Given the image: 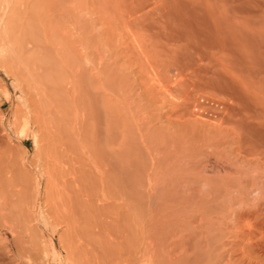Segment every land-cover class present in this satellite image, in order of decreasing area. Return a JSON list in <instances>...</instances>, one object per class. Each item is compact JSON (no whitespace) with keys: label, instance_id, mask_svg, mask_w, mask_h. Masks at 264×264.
<instances>
[{"label":"bare ground","instance_id":"6f19581e","mask_svg":"<svg viewBox=\"0 0 264 264\" xmlns=\"http://www.w3.org/2000/svg\"><path fill=\"white\" fill-rule=\"evenodd\" d=\"M32 1H37V4L25 6L26 3H23L22 9H25L20 8L21 11L18 7L19 0L17 7L13 5L11 16L5 19L4 26L0 24V41L3 43L5 59L9 62L7 64L17 70L18 76H22L32 90V101L28 103L32 108L29 113L34 117L35 123L39 124L41 130H46V125L49 122L52 124V120L58 117L56 112L60 113V119L55 121L57 125H53L55 130L52 131L53 127L50 125L48 129L51 131L46 130V136H49L47 140L58 142V145L52 143L51 146L55 155H47L51 164L48 172L53 174L51 177L56 181L53 185L55 195H51L54 197L51 213L53 216L55 212V221L57 215L59 222H56L66 224V233H70L69 237L72 238L67 243L71 245L70 248L67 247L70 249L67 250L70 254L68 263L264 264V0H104L107 6L105 9L110 14L108 22L119 21L118 28L121 29L119 25L127 27L128 33L124 29V36L130 34L131 37L123 38L125 41L132 40L133 47L125 45L124 41L123 45L130 47L124 49H132L138 55L137 59V55L131 53L134 58L129 55V60H140L139 68L134 72L138 71L140 81L144 80L142 86L146 89L142 88L146 90L147 96L155 99V102L161 100L159 97L162 94L172 96L170 103L178 108L170 107L171 110L178 111L173 114H177L178 118L167 116L178 119L173 122V127H165L166 131L165 128L154 129H159L158 132L151 130L154 128L151 127L154 137L160 136L159 139L149 138L158 143L148 141L152 144L147 148L150 152V157L146 156L148 159L139 150L140 147L134 148V151L139 150L140 153L132 151L131 141L128 144L122 142L119 149L116 147V151L113 143L118 140H115L116 136L121 135L114 134L115 131L112 133V123V128L109 125L107 127V137L111 138V142L107 144L102 143L100 130L97 128L96 103L99 95L97 90L100 89H97V84L95 86L94 78L99 82L101 72L106 74L102 75L105 78H102L104 84L109 81L111 87L118 90L117 96L119 93L120 97L130 99V102L133 93L140 86L135 88L132 84L125 88L129 83L120 86L124 81L119 73L123 67L120 66L116 72V67H112L111 62L121 54L120 51L115 52L117 46L115 54L110 48L108 51L104 48L105 52L102 53L104 50L101 51L100 48L95 17L92 18V23L89 18L82 20L86 15L83 18L81 13V16L78 13L70 15L62 12L65 7H60L62 13L56 15L58 18L52 16L50 21L47 17L51 16L43 13L47 10L46 5L44 4L46 9L43 7L41 11L39 0ZM93 2L96 3L95 0ZM114 25L111 33L116 29ZM50 30L55 34L54 37L59 35L61 38L57 37L61 40V48L59 46L60 52L57 48L58 52L52 54L53 57L56 56L53 60L57 59L56 62L67 70L72 65L71 61L78 65L84 59L90 63L87 67L91 68L84 71L83 69H88L82 66L88 64L85 62L79 64L82 66L79 70L84 67L82 70L85 74L87 71L91 74L90 69L95 72L89 78L92 83L94 81V84L90 83V89L94 93H87L84 85V96H88L83 101L80 100V106L78 98L83 90L80 92L76 86L79 85L77 82L84 79L85 74L80 71L79 75L72 73V69H76L74 63V68L71 66L67 70L71 71H66L67 81L70 80L66 83L71 86L68 91L65 89V80L64 86L55 83L58 78L57 69H60L55 62L56 72L54 68L49 74H46L45 67L40 70L45 72L41 73L36 69L40 76L44 73L48 76L44 79L45 76L42 75L43 80L39 79L38 74L32 73L33 63L38 64L41 58L38 52H43L41 47L50 42L44 40H51L47 37L51 34ZM115 32L111 37L114 38ZM161 39L162 44L159 42ZM37 40L42 44L41 47ZM35 44L40 51H34ZM43 48L46 49L44 46ZM124 49L121 51L124 52ZM52 55L50 54L51 57ZM123 56L118 57L116 65ZM48 63L44 66L51 69ZM124 69L122 73L126 71ZM51 72L57 75H50ZM131 72L126 73L127 76L130 80L136 79L131 77ZM74 75L82 77L77 81L79 78L76 80ZM47 78L49 82L55 79V86H51L53 82L46 84ZM74 82L78 85L74 86ZM93 86L96 87L94 90ZM58 87H63L68 97L59 96L61 89ZM111 87L108 89L113 92ZM81 96L83 98L82 94ZM194 97L198 99L195 100ZM62 103L67 110L62 107ZM149 103L147 109L151 105ZM145 104L147 105L144 103L141 107L144 108ZM62 110L65 111L64 116H61ZM47 114L52 118L55 116L54 119L50 118L48 122ZM157 116L156 114L155 117ZM115 123H119L120 127L121 121ZM146 126L149 128L148 124ZM160 129H164L163 132ZM127 131L129 133L131 129ZM111 134L113 138L115 135L114 139ZM138 145L141 146L140 143ZM141 152L144 158L141 157ZM118 174L123 175L122 181L117 178ZM3 190L0 178V226L1 223L5 225L7 219L13 218L5 208L7 203ZM121 207L125 208V213ZM122 213L126 214L124 218ZM122 219L126 222L123 223ZM17 232V229L13 230L14 237ZM19 237L16 240L20 241ZM20 242L17 247L22 246L23 242ZM0 244L3 242L0 241ZM24 246L26 245L15 250L20 252L24 249L25 252ZM2 249L0 248V264H7ZM24 252L22 251L26 254ZM21 259H24V255Z\"/></svg>","mask_w":264,"mask_h":264},{"label":"rangeland","instance_id":"374dc122","mask_svg":"<svg viewBox=\"0 0 264 264\" xmlns=\"http://www.w3.org/2000/svg\"><path fill=\"white\" fill-rule=\"evenodd\" d=\"M31 1L32 0H27V1L26 0H19V5H18V0H0V24L2 26H4V24L6 23L5 19L7 20V17L9 18L11 16L10 11L13 8V5H16V7L18 5L19 10H20V8L22 9L24 7V5L25 6H27V5L30 6V5H33V4L35 5V3L37 4V1L34 2V3H32L33 1L32 2ZM64 1L62 2V0H48V1L43 0V2H42V0H39L38 4H40L41 7H42L41 11H43V9H44L43 7H45V5H46L47 10H44L43 13L45 12V14L47 13V15L49 14V16H51V17H47L48 20L50 18V21H51L52 16L54 17L57 14L60 15L62 12L68 13L70 15H73V13H75V14L81 13L82 16L79 14L81 16V18H83L86 15L85 16L86 18L84 17V19H82V20H85V19L89 18L88 19L89 22H92V21L94 22V19L96 18V20H97V18H98V20H97L98 22L95 20L96 33H97V36L99 37V42H100L99 44H101V47H100L102 49L101 51L104 50L102 53L105 52V49H106V51H108L109 48H110V50L111 49L113 50L112 53H114V54H115V52L117 53L118 51H120V53L122 54V55L120 54V56H123L125 53H127L126 55L123 56L125 59H123V57H122V59H120L121 60L120 63H119L120 65L119 64L118 65L115 64V61H118L119 58H121L120 56H118L119 58L117 57V60H115V59L111 60L112 67H114V68L116 67L115 68L116 72H117V69L119 71V67L120 66H121V68L123 67V69L125 68L124 71L126 70L125 72L122 73L123 69H120L119 73L121 75V78L124 79V81H122L120 83V86L121 85L124 86L125 83L126 84L127 83H129V84L131 83V85L128 84V85H125L124 87L126 88L127 86H132V84H133L134 87L136 88L137 85L138 86L140 85L138 87V88H140V90H138V88L136 89L137 92L133 93L134 97L133 96H132L133 98L131 97V102H130V99H124V98L120 97L119 93H118V96L120 98H118L117 92H116L118 90H115L116 87H114V89H113L111 87L112 85H110V83H108L109 81L106 82V84H104L105 81L102 79V78H104V77H102V75L105 76L106 74L104 75L101 72V75H100V78H99V82H97V78H94V79H96L95 86L97 84V87L99 86L97 89H100V91H101L100 92L99 90H97L99 95L97 96L98 100H97V103H96V108H97L96 110H97V117H98V119H97V128L100 130V131L99 130L98 131L101 134L100 136H101L102 143L103 142L105 144L109 143V141H110L109 139H111V138H109V136L107 137V127H108V125L111 127V123H112L113 124L112 125L113 128L111 127L113 129L112 133L115 131L114 134H116L118 136L121 135L119 137L116 136L115 140H117V139L118 140L116 142L114 141V143H113V147L115 148V150L117 151L120 148L119 146H120V144H122V142H125L126 144H128L131 141L130 142V146L132 145L133 148H131L132 146L130 148L133 149L132 151L136 152V153L137 152L140 153V151L142 150V152L145 153L144 157L146 159H148V157H146V156L150 157V152H149V149H147V148L149 147V144H151L148 141H152V140H149V138L152 139L154 137V135H155V134H153L154 131L155 132L159 131V129H158V131H156L157 130L156 128H165V127L168 128L171 125H172L171 127H173L175 125V123H173V122H177V120H178L177 119L178 115L177 114L173 115L174 112H178V111L171 110V108H170V107H173L172 103H170L172 101L171 100L172 96L168 97L169 95L165 96L164 94H162L163 96L159 97V99L161 98V100L157 101V102H160V103L155 102L154 98H153L154 100H152L151 97L147 96L148 94L146 93V90H144V89H146V87L144 88L142 86L144 80L142 79L140 81L141 75L139 73L137 74L138 71L134 72L135 70H137L139 68V65H140V63H139L140 60H137L138 59L137 58L138 55L132 49H131L132 51L128 50V49H130L129 46H127L128 49L125 51V49L127 48V47H125V45H131L133 47V43H131V41H132L131 39H130L131 41H129V39L127 41H125L130 36V34L129 35L127 34L128 33L127 27L119 25L121 27V29L118 28L117 24H119V21H118V23H117V21H114V22L109 21L108 22V20H110V19H108V16L110 14L108 15L109 11H106V9H105L106 4H104L105 3L104 0H102L103 2H101V0H100L101 3L99 2V0H95L96 3L93 2L94 0L93 1L92 0H64ZM91 1H92V3H91ZM14 3H16V4H14ZM23 3H26V4L23 5ZM57 5H59V6H57ZM46 7H45V9H46ZM60 7H65V9L62 8V12H61L60 11L61 10ZM24 9H22V10H24ZM57 9H59V10H57ZM51 10H53V11H51ZM56 18H58V17L56 16ZM92 18H94V19H92ZM53 21H55V20H53ZM50 23H52V22H50ZM50 23L48 24L49 27H50V25L53 24V23L52 24H50ZM107 23H108V25H107ZM1 25H0V28H2ZM113 25L116 28L113 31L117 32V33L115 32L116 34H115L114 38H113V36L111 37V34L112 35L114 34V32L111 33L112 29H114V27H112ZM51 27H53V26H51ZM50 28H48V30ZM124 29L127 32L126 36H124L125 35ZM51 30L53 31L52 28H51ZM51 30H50V32L52 34ZM107 30H109V31H107ZM50 32H48V33L50 34ZM105 33H107V34H105ZM51 34L49 36H47V37H50L51 40L48 39V38H47V40H44L45 37L44 38H39V40L43 39L44 42L45 41L46 42H48V41L55 42L57 37L59 38V35L57 37L56 36L54 37L55 34H52L53 36ZM51 36L54 39L55 38L56 39L53 40ZM107 36L109 38H107ZM120 37H122V38L124 37L126 39H124V38L122 39ZM59 39H61V38H59ZM39 40H37L38 42L37 41L36 42L39 43ZM43 40H41V41L43 42ZM60 41L61 40L57 39V41L54 43L55 45L53 43L51 44L49 42L51 44L50 45L48 43L49 47H48V44L47 45H43L46 49H44L43 46L41 47L42 44L39 43V45L41 47V50L43 49L44 50L43 52H45V54L42 51L39 50L40 49L38 47L39 45L35 42L38 46H36V44H35L34 47H37L38 49L37 48L35 49L34 47H33V49H34V51L36 50L35 52H38V50L40 51V52H38V56H39V58L40 57L41 58L39 59L40 61L37 59V61H39L38 64H35L36 62L33 63L34 65H33L32 73L34 75L38 74V77H39L40 74L37 72L36 69H38L39 72H40V70H42V67L43 68L45 67L46 70L49 71V72L46 71V74H49L50 71H53L54 67L57 68V66H56L57 64L60 67V69H63L62 66L58 62H56L57 59L53 60V58L56 57V56L53 57V55H52L55 51H57V48L59 49V46L61 48V42ZM124 41H125V43H124ZM1 42L2 41H0V171H1L0 172V176H1L0 178H1L2 187L4 189L3 193L6 196L5 197L6 198L5 202L7 203L6 204L7 206L5 205L6 206L5 208L8 210V212L10 211L9 214H11V216L13 218L7 219L5 221V225L3 223H1L3 226L2 225L0 226V241L3 242V244H5L6 246H9L8 247L9 249L5 245L4 246L6 247V249H4L5 247L4 246L2 247L3 244H0V248H3L2 249V253H3L4 259H6V263L7 264H67L68 262L70 263L69 259H67V258H69L68 256H70V254L68 253L69 251H67V250H70V249H67V247L69 246L67 243L72 241L71 240L72 238L69 237L70 233H66L67 232L66 224H64L62 222L58 223L59 219L57 218V215H55V216H56V219H57L56 221H58V222L55 221V218H54V214H55L54 211L55 210L53 211L54 212L53 216H52V213H51V211H52L51 209L54 208V206H53L54 204L52 202V200H53L52 198H54L53 196L55 195L54 194L55 191H53V188H54L53 185L55 184L54 182H56V181L54 180L53 177H51V175H53V174H51V173L49 174L50 170L48 168L51 169V166H50L51 164L49 163L50 161L48 159H49V155L50 154L51 155L52 154L55 155L54 154L55 151L53 152V148L51 149L52 143L58 145V142L57 141H55V142L48 141L47 139H49L48 138L49 136L48 137L46 136V135H48V132H46V130L48 129V125L53 127V128L51 127L52 131H53V129L55 130V128H54L55 126H53V125H55V124L57 125V123L55 121L59 118V116H60L59 114L60 113L58 114L56 112V114L58 116L56 119H54L55 116L52 118V117H50L51 115H48V114H47L48 116L46 115L47 118H48L47 119L48 122H49L50 118L54 119V120H52V124H49L51 122H49V123L47 122L48 125H46L47 126L46 130H44L43 128L41 130L40 127L38 126L39 124L35 123L34 117L32 115H30V113H29V111L32 109V108L30 109L31 105L29 104L32 101V100H30L31 96H32V90H30L29 87L27 86V81L23 80V78H21L22 77L21 75H20L21 77L18 76L17 70L11 64H7L9 62L5 59L3 43H1ZM44 42H43V44H45ZM57 42H58V44H57ZM159 42H160V44H162L163 40L161 39V40H159ZM123 43L125 45H123ZM63 46H64V44H63ZM116 46H117V49H116ZM64 47L67 48V46H64ZM124 47H125V49H124ZM48 48H50V49H48ZM65 48H63V49H65ZM77 48H79V47H77ZM121 49H124V52H122ZM114 50H115V52H114ZM33 52H32V54H34ZM57 52H55V54ZM59 52H60V49H59ZM131 53H133V54L135 53L137 55L135 57L137 58L136 60L138 62L135 61L132 58H130L132 63L129 62L130 61L129 60V57H130L129 55H131ZM43 54L45 56H43ZM50 54L52 55V57L50 56ZM30 55H31V53H30ZM35 56L38 58L36 53H35ZM131 56L133 57L134 55H131ZM32 57H34V56H32ZM42 57H44V59ZM50 58H52V59H50ZM42 59L44 60L45 63L42 62L43 61ZM69 59H70V57H69ZM34 60L36 61V59H34ZM123 60H125V61H123ZM46 61H47V63L49 62L48 65L51 66L52 70L48 66L47 67L44 66V65H47ZM69 61H71V59ZM79 61H82V60L79 59ZM51 62H52V64H51ZM53 62H55L56 65ZM71 62H72V65H69L66 68L67 70H68V68H71V66H73L74 62L73 61H71ZM71 62H69V64H71ZM85 62L88 63V64H85ZM43 63H44V65H43ZM113 63H114V65H113ZM124 63H126V64H124ZM133 63L135 64L134 67H133ZM79 64L80 65L81 64H85V65H82V66H85V68H88V69H83L84 68L83 67V68H81V71H80L79 69L82 66H79ZM79 64L76 65L74 63V66L76 65V69H72V73H74L75 75L77 73L79 75L80 72L84 73V71H86V70L89 71V68H91V66L87 67V65H90V63L85 61L84 59H83V61L81 63L79 62ZM131 64H132V67H131ZM74 66L72 68H74ZM112 67L110 66V68H112ZM55 68H54V70H55L54 72H56L58 70L57 71L58 75L56 73H54V72H53L54 74L51 72L50 75H54V76L57 75L56 77H58V78H56V80L55 79L52 80L50 78L52 80V81L51 80L50 81L53 82L52 84H51V82H49V78H47L48 79V81L46 80L47 82L45 80L44 81L46 82V84L49 82V84H51V86L54 85L55 81H56L55 82L56 85L59 84L58 86H60L62 84V86H64L65 85L64 84V80H65V83L70 81V80L67 81V79H68L67 73H69V71H71V69H69V71L63 69V70H65V73L61 74V72L63 70H60V69L56 70ZM110 68H109V70L111 71L112 69H110ZM90 70L92 71V73L90 72L91 74H89V72L87 71L86 74H88V75H86L84 73L85 74L84 79L82 78L80 82H77L80 86L77 83L76 84L78 86H76L75 82H76L77 78H79L77 80V81H79L80 78L82 77V75H81V77L80 76L79 77L78 76L75 77V75H74L76 80L74 78V81H75L74 84L75 85L74 84L73 85L76 86L77 88L79 87L80 92L83 90V93L79 94V97H80V98H78L79 99L78 100L79 104L77 103L79 106H80V100L83 101V99L87 98V96H88V94L84 96V93H85L84 90L86 91V88H87V93L88 92L89 93H94V91L92 92L91 89H90V86H92L91 84H94V81L92 83L91 79H89V78H92L91 76L95 75V72L92 69H90ZM66 71H67V73H66ZM131 71H133V73ZM41 72H45V71L43 70ZM103 72L107 73L105 71H103ZM130 72L132 74V75L130 74L131 77L132 76L136 77V79H133V80L137 81L136 83H135V81L130 80V77L127 76L126 73L129 74ZM42 75L45 76V73L42 74ZM42 75L39 77V79L41 78L43 80ZM97 76L99 77V75H97ZM46 77H48V76H45L44 79ZM50 77H52V76H50ZM93 77H95V76H93ZM42 80H41V82H42ZM62 80H63V83H61ZM125 80L127 82H125ZM57 82H58V84H57ZM107 83L109 84L108 87H111L112 91L114 90L113 92H111V89L110 90L108 89V87H107L108 84ZM84 85H85L86 88L84 87ZM66 86H67V88H65V89H67V91H68V88L71 87V86H70V84L68 85V83H66ZM82 86H83L84 89L82 88ZM95 86H93L94 88L91 87L92 90H94L96 88ZM103 87H105V88H103ZM53 88H55V87H53ZM58 88H60L62 90L61 91L59 89L60 90L59 92H61V94H59V96L61 95V97L65 98V96H67L66 92L64 91L65 89L63 90L62 89L63 87H58ZM138 91H140V92L138 93ZM81 94L83 95V98H82ZM130 96L131 95H129V97ZM140 96H143V98L141 97L142 98L141 99ZM67 97H66V99H67ZM94 97H95V95H94ZM198 97H200V96H198ZM198 97H194L195 100H196V98L198 99ZM89 98H90V95H89ZM106 98H108V99L106 100ZM65 100H63V101H65ZM118 101L120 102V104H119ZM135 101H138V102L134 104ZM142 102H143V104L147 103V105L145 104L144 108L141 107V106H143ZM104 103H105V105H103ZM148 103H149V105L150 104L151 105L147 109ZM65 104H67L66 101H65ZM138 104H140V105H138ZM106 105H107V108L105 107ZM117 105H119V107ZM62 107H65V105L63 106V103H62ZM68 108L71 109V105L69 106V104H68ZM113 108H114V110H113ZM121 108H122V112H121ZM134 108H135V111H134ZM165 108H167V109L165 110ZM173 108H176L178 110V108L175 107V105H174ZM65 109L67 110V107H65ZM152 109H154V110H152ZM126 110H127V112H125ZM155 110H156L157 113L155 112ZM69 111L70 110H68V112ZM143 111H145V112L143 113ZM115 112H116V114H115ZM153 112H155V113H153ZM61 113H62L61 116H64L65 111L62 110ZM152 113H153V115H152ZM128 114H129V116H128ZM156 114L158 115L157 117H155ZM53 115H55V113ZM171 115H173L174 117H177V118H175V120H174V117H172V119L168 118V117H171ZM109 116H110V119H108ZM113 116H114V118L112 119ZM116 116H117V119H115ZM61 118L63 119V117H61ZM144 118H145V120H144ZM107 119L109 121H107ZM111 119L114 120V121H112ZM125 120H126V122H125ZM120 121H121L120 127H118L119 126L118 122H120ZM108 122H109V124H108ZM114 122H117L118 124H116V123L114 124ZM145 124L146 125L148 124L149 128ZM166 124H168V125H166ZM114 127H116V128L118 127L117 130ZM144 127H147V128H145L147 130H144ZM151 127H154V128L151 129ZM64 128H66V127H64ZM124 128H126V129H124ZM166 128H165V130L164 129H160V130L161 131L162 130L166 131ZM130 129H131V131H130L131 133L130 132L128 133L127 130H130ZM150 129L151 130L156 129V130L151 131ZM50 131H51V129H50ZM149 131H151V132H149ZM55 133L56 132H54V134ZM128 135H132V136H130L131 138ZM146 136H147V138H146ZM158 136H160V135H158ZM158 136H157V138L155 136L154 139H159ZM111 137L113 138V134H111ZM55 138H57V137H55ZM114 138H115V135H114ZM134 139L136 141H134ZM154 139L152 141V144L154 143ZM139 143L141 144V146L138 145ZM147 143H148V145H147ZM157 143H158V141L155 140L154 144H157ZM151 145H150V147H151ZM116 147H118V149ZM135 147L137 149H139V147H140L141 148V149H139L140 151L139 150L134 151ZM142 148H144V149H142ZM58 149L60 150V148H58ZM142 152H141V157H143V155H142L143 153ZM47 154H49V155H47ZM121 176L123 177L122 174H118L117 178L119 179V181H122ZM51 182H52V184H51ZM54 190H55V188H54ZM23 193L25 195H23ZM52 193H53V196H51ZM8 202H11V203H8ZM52 206H53V208H52ZM120 209H123L122 212L125 213L124 211H126V210H125L124 207H121ZM7 210H5V211H7ZM20 215H22L24 218L21 217ZM125 215L126 214H123L122 218H124ZM8 220H9V222H8ZM123 220H125V219H122V221ZM17 222H20V223H17ZM124 222H126V221H123V223ZM123 223L121 222V224H123ZM24 226H26V227H24ZM10 227L12 229L14 228V229H17V231H19L17 233L18 234L20 233L21 235H18L16 233L17 235H15V236L16 237L20 236L19 237L20 241H21V238H22V242L23 243L18 241V240H16L18 238L14 237V234H13V230L14 229L11 230ZM15 232L16 231H14V233ZM14 238H15V240H14ZM81 238H83V235H82ZM63 239L65 241H63ZM13 242H15L14 245H13ZM19 242L22 243V246L26 245V246H24V248L26 247L25 249L28 250V251L25 250V252H24V249H21L26 254H23L22 251L19 252V251L15 250V249H19L20 247H22V246L17 247ZM81 242H83V240ZM15 245H16V248H13ZM70 246L68 248H70ZM16 252H18L19 254L20 253L23 254L24 255V259H21V258H23V255L21 256V255H19ZM16 255H19V256H16ZM25 257H26V259H25Z\"/></svg>","mask_w":264,"mask_h":264}]
</instances>
